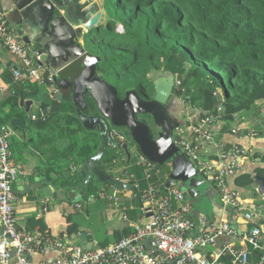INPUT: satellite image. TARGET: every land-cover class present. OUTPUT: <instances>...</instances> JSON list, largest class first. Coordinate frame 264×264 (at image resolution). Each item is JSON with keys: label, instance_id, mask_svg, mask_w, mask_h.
<instances>
[{"label": "trees", "instance_id": "16d2710c", "mask_svg": "<svg viewBox=\"0 0 264 264\" xmlns=\"http://www.w3.org/2000/svg\"><path fill=\"white\" fill-rule=\"evenodd\" d=\"M99 1L106 24L86 34L84 48L99 58L96 74L117 90L119 98L135 91L141 99L149 100L151 77L171 74L175 82L181 83L174 96L186 106L201 110L204 114L200 118L212 115L217 121L230 124L235 115L252 112L264 127V0ZM12 91L0 101V126H10L12 120L25 117L20 100L40 97L37 86H15ZM59 93L52 99L45 93L37 120L31 124L38 130L34 142L57 152L56 159H50L57 162L58 168L54 162L49 172L56 174L65 186L75 180L78 165L96 154L101 138L97 131L83 128L71 102V90L61 88ZM86 103L83 114L98 115L89 97ZM45 109L48 111L43 115ZM124 129L126 132L121 133L124 142L130 140L140 156L128 129ZM173 139L176 140L175 129ZM59 142L66 145L61 151L55 149ZM230 148L224 145L223 151ZM261 160L264 162V156ZM135 163L132 154L128 160L120 148L108 147L99 167L113 178L119 176L114 169L123 167L122 172L128 178L133 172L136 175L129 187L138 181L141 188L152 185L159 195L164 194L170 166L153 164L157 170H149L146 179L144 168L139 166L136 170ZM161 168L165 170L159 174ZM66 172L68 178L64 177ZM255 174L264 178V169H257ZM235 180L241 187L253 184L251 175H240ZM104 185L112 187L109 183ZM98 189L96 185L85 189L83 200L97 194ZM30 227L29 230L38 227L39 233L48 236L40 220ZM77 228L75 222L68 223L66 235L78 234ZM222 260L229 264L228 258Z\"/></svg>", "mask_w": 264, "mask_h": 264}, {"label": "built area", "instance_id": "2783aa9c", "mask_svg": "<svg viewBox=\"0 0 264 264\" xmlns=\"http://www.w3.org/2000/svg\"><path fill=\"white\" fill-rule=\"evenodd\" d=\"M0 47L12 57L14 63L9 73L11 85L46 87L50 99L58 97L52 76L43 65L38 64L39 57L33 58L8 24L5 11L0 4ZM0 57V65H1ZM181 83L174 81V89H180ZM52 87L53 91H49ZM4 87L0 93L5 92ZM217 120L212 115L200 118L185 131L175 129V145L193 164L197 172L216 190L220 202L237 214L243 215L251 229L244 241L255 251H262L261 238L264 229V214L261 211H246L237 193L227 183L228 175L236 174L238 160L246 155V151L235 145L227 151L221 148L219 159H226L225 165H214L203 158L205 148L214 145L211 127ZM237 130H232L236 133ZM119 140L123 137L114 134ZM14 129L9 125L0 126V264H223V258L229 264H264V253L255 263L249 261V252L232 244L224 245L211 254L206 251L214 248L215 240L222 236L235 234L232 226L223 220L210 221L204 215L192 218L193 205L187 199L180 183L171 184L164 194L152 185L141 188L139 182L131 185L129 198L139 199L143 207L142 214H149L145 220L132 226L133 231L116 243L96 250H82L70 245L66 238L53 239L40 233H28L18 230L15 215L16 194L14 178L20 170L11 159L10 139ZM137 166L144 168L145 178L149 179V170L153 164L142 155L137 156ZM134 180V175L129 176ZM121 182V181H120ZM164 189V186H163ZM119 192L115 190L107 200L115 208H119ZM95 197H87V202ZM80 208V204H77ZM122 219L126 221V217ZM52 251L55 258L48 261L32 262L28 253L36 251Z\"/></svg>", "mask_w": 264, "mask_h": 264}, {"label": "crops", "instance_id": "0c3cea01", "mask_svg": "<svg viewBox=\"0 0 264 264\" xmlns=\"http://www.w3.org/2000/svg\"><path fill=\"white\" fill-rule=\"evenodd\" d=\"M95 2L102 7L99 0H95ZM0 4L5 13L8 14L10 23L14 25L13 27L10 24L15 32L17 30H23L25 33H28L31 28L39 30L47 14V8L40 0H0ZM74 18H76V15L71 8L69 20L65 18L64 11H60L59 16L55 17L51 23L50 31L56 36L67 35L71 39L75 38V41L81 44L85 51L83 38L76 37L74 29L80 27L76 25L77 23H74ZM73 54L74 49L70 46L67 49H57L54 53L44 54L45 60L43 61V67L48 71L56 73L75 58ZM0 57L2 61L0 65V88L4 87L6 89H3L5 92L0 93V101H2L9 94H12V87H15L11 85L12 77L9 73L14 61L1 47ZM49 91H53L52 87ZM41 100V98H37L30 108V113L34 119L24 125L23 131L21 129H15L14 136L10 139L11 159L20 169L14 178V190L16 194L14 208L18 230L24 232L29 231L28 233H39L38 227L32 230L29 229L33 222L40 220L45 224L50 238H66L70 242V245L79 247L82 250L104 248L127 237L133 231L132 226L145 220L149 214H142L140 211V208L143 207L142 203L134 198L128 197L131 192V187H129L130 179L125 176L122 170L118 172L119 176L115 179L124 184V189L119 190L114 186L102 185V188L97 194H94V201L88 202L89 204H87L91 206V209H85L82 203L80 204L81 207L78 208L77 204L79 202L72 203L71 201L76 199V197L69 192L66 194V199L69 201L66 202L63 199L61 201L57 200L55 194L51 198H40L38 191L45 188V185H40L36 190H26L34 182V179L43 176L49 179L57 190H59L61 196H63L61 193L62 183L58 180L59 178L56 174L49 172L50 165L55 162H52L50 158L53 157L56 159L57 152L53 148L46 147L45 145H37L34 142V137H36L35 134L38 130L31 123L37 120V114L41 111ZM21 110L24 112L25 117L19 119L26 121L28 115L23 108ZM169 113L178 124L177 128L185 131V137L189 136L187 132L188 127L197 122L201 114H204L195 107L186 106L183 100L175 96L169 106ZM255 115L252 112L237 114L233 117V122L230 124L216 121L211 127L214 145L205 148L202 156L214 165H225L227 160L219 159L221 148L224 145L227 147L235 145L244 149L246 155L238 160L236 174L228 175L226 177V183L231 190L237 193L246 211H261L264 214V198L257 193L254 183L247 187H241L236 184L235 180L240 175H251L253 177L257 175L255 174L257 169H264V162L261 160V157L264 156V127L261 125L259 117ZM28 129H33L30 131V134L26 132ZM234 129L237 132L233 134L232 130ZM65 146V143L59 142L55 145V149L61 151ZM46 150H48V155H46ZM137 156L138 154L134 151L133 157L135 160ZM56 163H54V167L57 169L58 165ZM167 166L169 167V165ZM69 168L74 171L71 166ZM132 175L134 177L136 176L134 172ZM198 179L201 183L203 181L208 182L201 173H199ZM206 187V185H203V190L207 189ZM115 190L119 192L118 209L115 208L112 202L107 200V197L112 196ZM209 195L212 201L208 199L205 201L206 210L204 212L200 209L197 210L193 205L192 218L196 219L204 215L210 221H226L232 226L235 234L216 238L215 247L208 249L206 252L211 254L224 245L232 244L245 248L250 253L249 261L251 263L257 262L264 253V229L262 230L261 238L263 249L262 251H255L244 241V237L251 229V225L245 221L243 215L237 214L236 211L229 207H224L220 202L218 194L216 197L212 193ZM97 214H100L101 222L97 221ZM123 216L126 217V221L122 219ZM70 222H75L78 226V234L76 233L71 237L67 236L65 232ZM259 253L261 254L259 255ZM27 256L30 261L36 263L55 258V254L49 250L42 253L31 251ZM221 262L225 264L223 260Z\"/></svg>", "mask_w": 264, "mask_h": 264}, {"label": "water", "instance_id": "95a60500", "mask_svg": "<svg viewBox=\"0 0 264 264\" xmlns=\"http://www.w3.org/2000/svg\"><path fill=\"white\" fill-rule=\"evenodd\" d=\"M40 1L47 8V14L41 28L39 30L31 28L28 33L17 30L15 33L21 37L29 54L33 58L39 57L38 64L40 65H43L45 60L44 54L54 53L57 49H67L69 46L74 49L73 55H75V58L72 61L56 73L48 72L51 74L53 84L57 89L71 90V102L83 128L87 131H97L101 140L96 154L82 161L75 169V180L61 188L63 196H61L55 185L43 176L34 179V182L26 190H36L40 185H45V188L38 191L40 198H51L55 194L57 200L61 201L63 199L67 202L69 200L66 199V194L69 192L76 197L71 202L78 203L83 201L85 189L91 187L94 183H109L119 190L124 189V184L99 167V161L108 147L120 148L128 160L131 158L128 144H119L112 139V126L117 129H128L140 155L147 161L158 165V167L164 164L171 167L164 185L165 191L170 188L171 184L180 183L181 189H183L192 205L201 204L204 199L212 201L209 194L212 193L216 197V190L208 182L203 181V184L200 182L198 172L193 164L173 141L174 129L178 127V124L169 113V106L174 100V76L167 74L153 80L154 94L151 100L141 99L135 91H128L123 98H119L117 90L97 76L98 57L84 51L81 44L75 41V38L71 39L67 35L56 36L50 31V25L54 18L59 16L60 11H64L65 18L69 20L71 8L76 15L74 23H77L76 25L80 27L74 29L76 37H83L106 24L104 9L95 0ZM5 17L8 24H11L8 14L5 13ZM11 26L14 27L13 24ZM87 97L95 103L98 115L83 114L87 108ZM218 99H220V96ZM36 100L37 97H28L24 102L19 101L20 107L28 115L27 120H12L10 123L12 128L22 130L26 123H30L34 119L30 113V108ZM47 111L48 109H45L43 115ZM139 116L150 119V123L146 124L140 121ZM155 135H157L156 139L153 138ZM156 170L157 167L153 169V171ZM68 175L69 173L66 172L64 177L68 178ZM18 180L20 181V179ZM252 182L256 186L257 193L264 198V178L254 175ZM203 185L209 187L206 195L200 193ZM206 218L209 220L208 217Z\"/></svg>", "mask_w": 264, "mask_h": 264}, {"label": "rangeland", "instance_id": "374dc122", "mask_svg": "<svg viewBox=\"0 0 264 264\" xmlns=\"http://www.w3.org/2000/svg\"><path fill=\"white\" fill-rule=\"evenodd\" d=\"M86 37H87V35L85 36H83L82 38H83V42H85L86 41ZM84 47H85V43H84ZM83 48V47H82ZM84 49H86V48H84ZM85 51H87V49L85 50ZM159 76H162V75H160V74H154L152 77H151V79L152 80H154L155 78H157V77H159ZM38 90H39V92H40V94H39V98H41L42 100H44V96H45V93H47V91H46V87H43V86H41V87H38ZM149 94L150 95H152L153 96V94H154V90H153V88H149ZM0 116H1V114H0ZM141 117H143V116H141ZM111 129L112 130H115L116 132H119V133H125L126 131H125V129L124 128H120V129H116L115 127H112L111 126ZM33 130V129H32ZM32 130H30V129H28V130H26V132H27V134H30V131H32ZM174 140V139H173ZM128 147H129V149H130V152H131V154H132V156H133V152H134V149H133V145H132V143L130 142V140H128ZM137 159L135 160V162L137 163ZM135 163V164H136ZM136 167V169H139L140 167L139 166H135ZM122 168L123 167H117V168H115L114 169V173L115 172H120L121 170H122ZM166 170H167V167H164ZM164 168H161L160 169V171H159V174H162L163 172H164ZM164 169V170H163ZM197 175H199V173H197ZM94 185H96V186H98L99 187V189L98 190H100L101 188H102V185H104V183H100V184H94ZM207 189H204L203 190V188L201 187V194L202 195H206L207 193H208V189H209V187L207 186L206 187ZM206 191H207V193H206ZM89 196H92V195H89ZM88 196V197H89ZM94 196V195H93ZM207 199H204L203 200V202L201 203V204H198V205H195L194 206V208H196L197 210H202L203 212L206 210V206H205V201H206ZM94 203V202H93ZM82 204H84V206H85V209L86 208H88V209H91V206H89V205H87V204H89L88 202H87V198L85 199V200H83L82 201ZM71 209V208H70ZM97 221L98 222H101V218H100V214H97Z\"/></svg>", "mask_w": 264, "mask_h": 264}, {"label": "flooded vegetation", "instance_id": "af4514ba", "mask_svg": "<svg viewBox=\"0 0 264 264\" xmlns=\"http://www.w3.org/2000/svg\"><path fill=\"white\" fill-rule=\"evenodd\" d=\"M60 94V93H59ZM152 97L153 96H151V99H152ZM151 99H149V100H151ZM139 118V120L140 121H142V122H145L146 124H149L150 123V119H146L145 117H141V116H139L138 117ZM117 129V128H116ZM176 129V128H175ZM114 134H119V135H121L123 138H124V136L121 134V133H119V132H116L115 130H112L111 129V137H112V139L114 140V141H116V142H118L119 144H121V143H125L124 142V140H125V138L123 139V141H121V140H119ZM156 137H157V135H155L153 138L154 139H156ZM174 141V140H173ZM128 144V143H127ZM129 148V147H128ZM133 149H134V151H136V149L133 147ZM136 153H137V151H136ZM94 184H96V183H94Z\"/></svg>", "mask_w": 264, "mask_h": 264}]
</instances>
